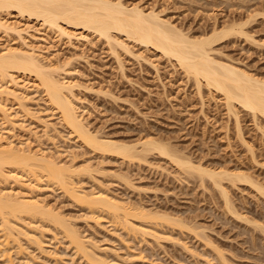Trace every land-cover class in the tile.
<instances>
[{
    "label": "rangeland",
    "instance_id": "rangeland-1",
    "mask_svg": "<svg viewBox=\"0 0 264 264\" xmlns=\"http://www.w3.org/2000/svg\"><path fill=\"white\" fill-rule=\"evenodd\" d=\"M123 2L128 6L139 3L146 11L154 8L191 36L237 23L240 34L230 32L217 38L212 54L264 80V0ZM11 18L24 27L31 25L37 35L33 36L35 43L47 45L45 53L64 66L60 72L75 84L78 112L92 134L136 145L139 151L144 139L153 138L169 145L182 159H191L193 165L241 172L253 181L221 178L231 211L211 177L181 166L158 150L142 152L144 157H127L91 148L51 108L42 87L28 82L29 74L17 72L21 81L31 84L27 89L30 99L23 104L8 99L15 122L10 125L1 114L0 132L15 146L27 149L30 144L33 151L48 152L57 163L75 167L78 173L71 181L77 182L73 185L79 191L104 188L123 202L125 210L117 214L129 213L127 218L123 216L130 221L126 223L111 211L90 210L88 204L76 201L68 189L45 176L40 182L30 180L39 187H35L37 191L32 188V194L45 199L46 206L62 213L61 218L66 217L86 243L95 245L86 244L92 253L112 264H264V194L255 186L264 187V114L239 104L229 110L223 94L211 90L204 80L200 86L174 57L125 35L119 39L128 48L116 44L115 49L114 41L112 47V41L81 27L70 26L75 33L70 37L43 29L41 19L16 12ZM42 34H47V41H40ZM7 35L0 31V49L8 43L24 46L18 34ZM22 217L11 216L15 230L28 227L30 234L10 237L5 255L0 250V264L92 263L49 218ZM32 232L44 242L32 240Z\"/></svg>",
    "mask_w": 264,
    "mask_h": 264
},
{
    "label": "bare ground",
    "instance_id": "bare-ground-1",
    "mask_svg": "<svg viewBox=\"0 0 264 264\" xmlns=\"http://www.w3.org/2000/svg\"><path fill=\"white\" fill-rule=\"evenodd\" d=\"M14 12L23 17H34L37 18V20L41 19L43 29L45 28L46 30L48 27L47 29L49 30L58 31L62 35L66 34L70 37H73L75 34L69 29L70 26H75V28L81 27L97 32L98 35L106 38L108 42L114 41L115 49L117 45L128 48L126 42H124L125 40L119 39L121 34L125 35L128 39L131 38V40L144 43L160 50L169 57H174L185 71L194 75L198 84L204 80L211 90L214 89L216 92L218 91L223 94L228 103V107L230 106L231 109L233 107L236 109L237 104H239L252 110L253 113L260 112L264 114V80L253 76L252 73L250 74V72L248 73L245 69L239 68L232 63L220 61L212 54V44L217 38L230 32L234 34L236 32L237 34L242 31V28L236 25L237 23H232V25L229 24L230 26L223 27L220 30L218 27H214L211 33L191 36L176 24L163 18L154 8L146 11L139 3L128 6L123 0H0V31L4 32L6 35L16 33L23 39V44L25 43L24 46H15L14 44L8 43L6 45L4 44L0 49V115L2 114V120L4 118V121H11L10 123L8 122L10 125L15 122L11 117L12 112L9 111L10 108L7 103V101L11 100L8 99H18V102H21V104H23L22 102L26 99H30H28L29 95L27 96V89L31 87V84L29 86L27 81H21L18 78L19 75H17V72L27 73L30 76L28 82L32 81V85L42 87L40 88L41 90L43 89L44 94H46V99L48 103H50L51 108L60 112V116L66 125L72 131L76 132L77 137L84 143L90 145L91 148L98 149L100 152L103 150L104 154L106 152L108 153V151H115V153L117 152L127 157H138L142 152L146 153L147 150L151 149L158 150L161 154L171 157L173 161L178 164H183L187 169L190 168L189 170H193L196 168V170H199L200 174H206L211 177L213 181L220 186L226 204L232 211L228 192L223 187L221 178L225 175L224 178L227 176L231 180L233 178V181L241 179L253 182L250 178L241 174V172L232 173L225 169L214 170L203 167V165H193L191 159L188 160L187 157L186 159L184 158L185 160L182 159L178 153L177 155L173 151L174 149L172 150L169 147V145L153 138L144 139L141 142L143 147L142 149L139 148L141 149V151H139L136 145L109 137L103 136V138L97 136L98 134L95 135L96 133L92 134L87 127L88 125L83 121L82 114L80 115V111L78 112L73 96V87L75 84L71 79H65L60 72L64 66L62 65L61 67V64L54 62L55 60L52 61L53 59L49 56L50 53H45L49 50L47 45L40 46L35 43L37 41L33 36L35 37L37 35L31 31V25L24 27L22 24L18 23V21L16 22V20L11 18ZM40 29L41 28H38V30ZM43 34L40 36L41 42L47 39V34L45 36ZM114 42L113 45L110 44L112 47L114 46ZM46 58L47 60L44 61ZM61 76L63 77L61 78ZM201 85L202 83H200V86ZM79 106L80 105H78V107ZM49 124L51 123L49 122ZM4 127L6 128L7 126ZM13 143L14 141L9 139L8 135L5 136L3 135V131L2 133L0 132V224L2 226L0 230L3 231H0L2 232V234L0 233V250L7 251L8 247L10 248V246L7 245L9 244V238L16 239V233L30 234L29 231H26L28 227L25 229L23 227H21L23 229L18 227L19 230H15V225H13L14 221L12 222L14 218H11V216H23L22 218L26 216L29 219L46 217V219L49 218L47 219L48 221H53L54 225L55 223L58 225L57 227L60 228L65 236L69 237L68 240L74 243L73 246H76L74 248L78 250V253L80 252V254H83V257H86V260L90 261L89 263L109 264L110 261L107 263L104 257H102V259L99 257L100 255L96 256L97 254L95 255L92 253L94 250L91 251L86 245H89L90 242L86 243L85 241L87 240L84 241L78 230L75 229L76 227L74 228V226H71L72 223L70 224L68 222L69 220H66V217L61 218L63 217L61 215L62 213L60 216L59 213H57L58 211H55L56 209L54 210L55 212L53 211L52 206L51 208H49L50 205L49 207L46 206L47 203H44L45 199L41 200V197L39 199L32 194L37 188L36 185L35 188L33 184L37 182H33L32 184L30 180L38 179L40 182L39 179L45 176L44 178L48 179V181L60 185L64 190L68 189L66 192L69 191V193L73 194L72 196L77 198H74L76 201L79 200L78 202L88 204L89 206L87 207H89L90 210L94 209L96 211L100 208L117 214L120 213L121 209L125 210V207L122 208L121 203L123 202L115 200L113 198L114 196H109L110 194L108 195V191L106 193L102 190L104 188H101L102 191L97 190L96 192L89 189L90 192H88L89 190L82 191L80 187L81 191H79L77 189L79 187L76 186L77 184L75 186L73 185L76 181H71V179L76 176L74 175L75 172L78 173L75 167L67 166L63 162L62 164L57 163L58 161L56 162L53 160V156L51 155V157L48 152H38L39 150L33 151L29 146L30 144L28 145L29 148L26 147L27 149H25L24 145L19 144L20 147L18 145L15 146V143ZM22 146H24V148ZM88 164L89 163L86 165ZM88 167H90V164ZM88 167L86 169H90ZM81 169L84 170V168ZM26 176L29 177L27 178ZM6 182L9 185L6 184ZM255 186H257V190L261 194H264L263 186L257 184H255ZM32 188H34V190ZM38 189L39 187L37 190ZM34 194H36V192ZM111 212H109V214ZM128 214L127 211L123 212V216H128ZM119 215L120 214H117L116 216ZM123 216L121 218H124ZM127 216L125 217L127 218ZM126 218H124L125 222L127 221ZM128 222L130 221L128 220ZM31 225L34 224L31 223ZM31 229H33V227H31ZM19 235L21 236V234ZM32 235L33 236L30 237L32 240L33 238L35 241L38 240L36 241L37 243L44 240L41 238L39 241L40 237L37 236V239L33 232ZM13 236L15 238H13ZM17 239H19V237ZM4 251L2 255H5ZM10 264H13V262ZM113 264H116V262ZM117 264L119 263L117 262Z\"/></svg>",
    "mask_w": 264,
    "mask_h": 264
}]
</instances>
